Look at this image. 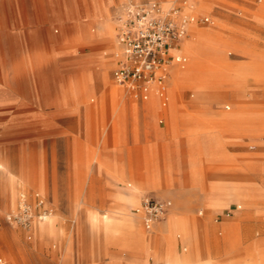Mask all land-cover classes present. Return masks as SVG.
I'll return each mask as SVG.
<instances>
[{
	"label": "rangeland",
	"instance_id": "374dc122",
	"mask_svg": "<svg viewBox=\"0 0 264 264\" xmlns=\"http://www.w3.org/2000/svg\"><path fill=\"white\" fill-rule=\"evenodd\" d=\"M15 1L17 13L21 9L20 0ZM94 1L96 28L91 29L92 34L101 28V11L97 0ZM129 2L144 1L115 0L114 5L123 7ZM195 3L197 16L210 17L209 22H198L197 25L215 26L209 28L205 40H198L207 42L210 47L201 50L196 42L195 47L191 46V52L195 54L190 55V59L186 56L189 61L193 60L191 63L198 60L206 66L172 68L190 71L187 79L183 71L170 76L164 125L170 128L175 121L179 129L187 128L188 124L182 120L181 114L193 113L189 105L200 95L206 97L209 112L230 111L235 116L234 121L241 122L238 127L249 126L252 137L245 135L243 141L225 144L223 148L229 159L204 161L202 175L206 179L212 176L253 179L249 182L252 190L239 197L209 193L207 204L223 209L216 210L209 218L206 217L208 210L201 205L189 208L188 220L172 209L166 223L171 215H177L189 230L195 229L197 242L189 234L174 231L173 240L170 239L167 247L161 250L157 239H150L156 234L154 230L144 227L142 218L133 209L137 205H129L126 198L134 195L139 204L141 195L149 193L168 198L173 206L181 202L163 192L165 189L174 190V185L165 182V152L160 143H156L154 150L150 151V122L147 137L142 142L138 137L137 114L120 115L121 105L117 97L123 98L125 94L108 77L114 66L109 67L104 81L105 85L111 84L109 92L114 98V113L109 116L94 113L86 117L80 106L83 103L94 104L99 95L82 98L78 94L71 97L69 93L74 92L78 85L73 74L80 67V60L92 48L70 43L68 38L58 41L46 39L47 35L61 36L69 25L82 19L81 3L75 4V12L69 16L55 18L44 13L26 20L18 14L13 15V11L11 13L0 2V264H108L111 261L118 264H154L159 253L167 255L162 259L164 257L163 260L170 264L172 256L183 253H190L192 262L200 260L204 264H212V256H219V261L215 258L213 264H227V261L247 264L258 254L264 259V240H258L260 236L264 239V232L255 228L251 241L244 242L242 222L232 216L233 211L226 216L224 210L232 202L245 209L249 205L255 206L262 190L253 188L261 185L259 181L264 182V170L252 171L245 167L246 162L264 160V142L261 140L264 138V119L260 133L256 129L260 126L257 118L251 120L238 115L258 111L264 113V0H197ZM111 25L112 30H109L114 33L113 21ZM10 31H34L36 37L31 38L26 33L23 38H9L7 33ZM107 44L103 41L96 47L103 52ZM29 53L31 56H28ZM91 65L89 82L93 83L100 76V66H94L93 62ZM242 84L247 97L239 99L234 93L243 91ZM53 97L57 99V108L51 103ZM75 101L80 102L77 108H74ZM130 101L135 103L132 99ZM240 102H244V106H238ZM146 103L154 106L149 116L153 117L155 125H160V101L152 95ZM228 103L230 108L225 109L224 105ZM94 107L97 111L101 110L99 103ZM94 107L90 106V109ZM193 130L211 134L214 128L200 126ZM249 145H254V148L250 149ZM202 152L204 147L197 141L190 154L194 174L195 164ZM179 154L182 161L186 159L183 145L179 147ZM154 158L160 181L156 175L151 173L150 176ZM261 168L264 169V166ZM12 185L16 192L14 197L11 196ZM182 185L185 187L188 184L184 182ZM220 185L227 189L230 183ZM231 185L240 186L244 191L249 189L241 183ZM23 198L35 215L42 212V207L36 205V199L42 198L43 208L47 209L42 219L34 216L29 226L5 217L9 212L16 211ZM263 215L251 216L249 220L251 223L261 220ZM50 217L53 219L51 222ZM127 217L137 219L136 227L148 239L145 247L125 240L130 230L125 223ZM49 222L53 225L52 230L38 233L37 224ZM211 222L220 225L216 230L218 247L216 237L211 239V232L206 228ZM162 229L157 231H165ZM177 240L182 243L179 242L176 247Z\"/></svg>",
	"mask_w": 264,
	"mask_h": 264
},
{
	"label": "crops",
	"instance_id": "0c3cea01",
	"mask_svg": "<svg viewBox=\"0 0 264 264\" xmlns=\"http://www.w3.org/2000/svg\"><path fill=\"white\" fill-rule=\"evenodd\" d=\"M80 1V2H79ZM120 1V0H117ZM133 1H146V0H133ZM161 1L164 6H167L170 2V0H158ZM193 3L197 0H191ZM0 2L3 3L4 6L8 7L11 10V13L13 11V15L18 14L21 17H24L26 20H32L33 18H37L41 14H47L51 17L55 18H62L64 16H69L75 12V4L81 3L80 5L82 8V16L80 21H76L74 24L69 25L67 28V31L64 32L61 36H51L47 35L46 39L49 41L59 40L61 38H68L70 40V43L73 44H80L82 46H90L91 51L84 54L82 59L80 60L79 64L80 67L76 69V74H73V78L77 79L78 87L81 95L79 97H85L87 95H95L98 94L99 100L95 102L94 104H85L83 103L80 107H82L84 115L87 117V114H105L106 116H109L113 111V104H114V98L111 96L109 99L104 97L103 93H107L111 90V84L105 85L104 83L97 82L95 85L93 92H88L85 90V84H89V70L92 66L91 63H94V66H100V74L106 75L110 66H114L112 70L110 71V75L108 73V77L110 78V81L114 83V85L120 87L122 89V92H124V97L121 98L117 97V100L120 102L119 104L122 105L123 111L122 115H131L133 112H135L139 119V132L138 137L140 141L145 142V138L147 137V132L149 130L148 124L150 122V151L154 150L155 144L160 143V146L163 148L165 152V162H164V170L163 174L166 177V183L170 185H174V190H164L163 192L166 194H170L173 198L177 200H181V202H178L174 206L171 205L166 213L157 221L153 223V225L150 228L144 227L147 230H151L156 233L154 237L150 236V239H157L158 246L163 250V248L167 247L169 240H173L174 234L172 233L171 229H167V215L170 214L173 211L177 215H181L184 218H187L188 216V210L189 208H192V206L201 205L205 207L208 210L207 218H209L216 210H223V209H217L207 204V196L209 193L220 195L224 194L225 196H234V191L221 188V185L219 184H233V183H241L244 185H247L249 189H246L245 191H242L239 193L242 195L245 192H249L252 190L251 185H249V182L251 179L246 180H234L231 178H221V177H210L208 179L204 178L202 175V167L204 165V161H210L214 162L217 160H228L229 155L226 153L223 146L230 142H236V141H243L245 135H251V129L249 126H240L238 127V124L234 121V119H231L234 117V115L230 112L229 115H233V117L230 118H223L224 115H226L225 112H209L207 110L208 104L206 100V97L200 95L192 102V105H189V108L191 111H194L193 113H184L181 114L182 120L186 121L188 124L187 128L179 129L175 121L172 122V126L170 128L166 127L165 124V117L167 115V102L169 100V79L170 76L173 74L174 67H180L185 68L188 63L190 62V55H191V43L192 40L190 39V30L192 24L188 27V34L187 36L182 40L180 46L177 48V50L174 52L176 55H181L186 58L184 62H173L170 66L167 77L165 79L164 88L160 89L156 85H152L151 88L148 91L146 98H134L132 95L128 94L125 89L115 83L112 77L113 69L116 66L117 63V57L120 53L117 51V44L119 43L117 41V30H118V21L116 19L117 13L121 12L123 7L125 6H117L114 5L115 0H97L98 7L101 11V15L99 16L100 22H101V28L100 30H97L92 34L91 29L96 28V22H95V15H96V8H95V1L94 0H64V1H58V0H45L44 2H41V0H20V7L19 12L15 10L16 3L15 0H0ZM44 7V8H43ZM196 13L197 8H196ZM208 16V15H206ZM209 17V16H208ZM210 19V17H209ZM114 22V33L109 30V22ZM198 24V23H196ZM57 32L58 30L55 29ZM26 33L31 38L36 37V32L30 31V32H24V31H10L7 34V37L9 38H23L25 37ZM103 41H107V48L106 51H100L96 46L98 43H101ZM188 44V45H187ZM97 48V49H96ZM121 48V47H120ZM57 52V51H56ZM55 53V52H53ZM58 53V52H57ZM31 53H29L28 56ZM56 54V53H55ZM190 54V55H189ZM189 56V59H187V56ZM38 56V55H37ZM53 58L55 56L53 55ZM107 68V69H106ZM183 71V70H182ZM87 77V78H86ZM237 86V85H236ZM240 86V85H239ZM243 91L241 94H237L236 92L234 95L238 97L239 99H244L247 97L245 85L242 84ZM103 88V89H102ZM84 91V92H83ZM99 92V93H98ZM92 93V94H91ZM68 94V93H67ZM70 95V93H69ZM152 95L155 96V100L157 98V101H160L161 106V114L162 116L159 118L158 122L160 125H155L154 119L152 116H149V112L154 111V106H150L146 102L150 99ZM190 97H193V94H189ZM68 96V95H67ZM72 97V96H71ZM101 98V99H100ZM135 101V103H131L130 100ZM183 99H187V97L183 96ZM91 100H94L92 98ZM52 104L57 108L55 104H57V99L53 97ZM155 102V101H154ZM153 102V103H154ZM75 103V104H74ZM74 108L79 106L78 101H75ZM96 103H99L101 106V110L97 111L94 107ZM90 106L94 107L91 111ZM228 107V108H227ZM225 109H229V104L224 105ZM57 110V109H55ZM169 113V112H168ZM242 117V116H241ZM162 124V125H161ZM200 126H211L214 128V130L209 133L204 132H195L193 129H198ZM193 130L194 132L190 133L189 130ZM203 129V128H201ZM134 137V133L132 134V138ZM264 142V138L261 139ZM200 142L204 147V152L201 153V157L199 161L195 164L196 172L193 173V166L190 161V154L193 146H195L196 142ZM183 145L184 151L186 153V159L182 161L180 154H179V147ZM250 149L254 148V145L248 146ZM221 152V154L219 153ZM204 158V160H203ZM156 158H154L152 167L150 168V176L151 173L153 176H157V180L160 181L158 178V172L156 169ZM256 166V167H255ZM264 166V160L258 159L246 162L245 167L247 170L252 171H263L261 167ZM264 176V174H263ZM194 178V181H193ZM187 183L185 187L182 185L183 183ZM261 185L259 187H254V190H262L260 193L261 197L258 201V203L255 206H250L249 208L245 209L243 206H240L239 204L232 202L230 203L228 208H224L226 210L225 214L226 216H229L231 211H233L232 216L235 218L240 219L241 223V229L244 232V242H250L252 238V232L255 228H257L261 233L264 232V215L262 216L261 220H256L254 222H250L251 216H259L260 213H264V182L259 181ZM155 185V184H154ZM144 184L142 183V190H143ZM183 186V187H182ZM230 194V195H229ZM144 196H149L157 199H163V200H169L168 198L159 197V196H153L149 193L142 194L139 198V203L141 198ZM232 205V206H231ZM136 207V206H135ZM133 207V209L135 208ZM199 214L202 213V211H198ZM222 214V213H221ZM141 217V216H140ZM143 221V220H142ZM207 225V222L204 221ZM36 230H38V233L42 234L44 231L48 232L52 230V224L48 223L47 228L44 227L45 224H37ZM193 225V224H192ZM220 225H217L215 223H209V226H206L208 230L211 232V239L216 237L217 246L219 244L218 236L216 235V230L218 229ZM225 227V225H223ZM164 228L165 231L161 232V241L158 229ZM247 231H249V234H247ZM131 242L136 244L138 247H145L146 242L148 241L147 236H134L132 238ZM179 239V237H178ZM258 240H264L262 236L258 238ZM151 242V241H150ZM179 240L176 242V247L179 244ZM182 243V242H181ZM170 244V243H169ZM172 244V243H171ZM163 247V248H162ZM175 247V248H176ZM215 247V248H216ZM174 248V250H175ZM174 252V251H173ZM170 255V254H169ZM161 256H167L165 254L159 253L158 260L154 264H162L163 259ZM219 261V256H212V260L210 262L213 264V262ZM259 262L264 264V259L261 258V255H257L256 259L251 261L249 260L247 264ZM227 264H231L232 261H227ZM108 264H118L117 262H109ZM200 264H204V261H201Z\"/></svg>",
	"mask_w": 264,
	"mask_h": 264
},
{
	"label": "built area",
	"instance_id": "2783aa9c",
	"mask_svg": "<svg viewBox=\"0 0 264 264\" xmlns=\"http://www.w3.org/2000/svg\"><path fill=\"white\" fill-rule=\"evenodd\" d=\"M194 8L190 0H170L167 6L158 0L127 3L116 16L121 52L116 56L112 72L115 83L138 99L146 98L152 85L163 89L172 63L186 60L174 52L187 36L189 25L210 21L206 15L197 16ZM36 205L42 207V212L35 215L23 198L16 211L5 217L29 226L34 216L42 219L46 215L42 198L36 199ZM170 206V200L144 196L134 211L140 214L145 227L150 228Z\"/></svg>",
	"mask_w": 264,
	"mask_h": 264
},
{
	"label": "bare ground",
	"instance_id": "6f19581e",
	"mask_svg": "<svg viewBox=\"0 0 264 264\" xmlns=\"http://www.w3.org/2000/svg\"><path fill=\"white\" fill-rule=\"evenodd\" d=\"M194 7H196V3L194 2V4L193 3H191ZM202 6V5H201ZM195 9V8H194ZM204 9V8H203ZM217 24V23H216ZM219 24V23H218ZM112 25H111V22H109V28H111V30H112V27H111ZM211 26H215V24L213 25H210V26H199V25H197L196 23H194V24H192V26H191V30H190V39L192 40V43H191V46H194L195 44H196V42H197V45H198V47L199 48H201V50L202 49H204V48H207V46L208 47H210V45L206 42H200V41H198V40H200V39H202V40H205L206 39V36H207V34H208V30H209V28H211ZM188 45V44H187ZM196 45V46H197ZM120 48V46H118V44H117V48ZM195 47V46H194ZM197 49V48H196ZM205 51V50H204ZM121 52V48H120V50L118 51V53H120ZM193 54H195V53H193ZM192 54V52H191V55H193ZM190 55V54H189ZM202 55V54H201ZM195 56V55H194ZM197 56V55H196ZM197 58V57H196ZM205 58V57H204ZM203 58V59H204ZM200 60H202V59H200ZM190 61H193V60H190ZM187 66H190V68L192 67V66H206V63H203V62H200L199 63V61L197 60V61H195V62H189L188 63V65ZM186 66V67H187ZM215 67H217V66H215ZM107 69V68H106ZM201 69V68H200ZM249 69V68H248ZM178 71V72H177ZM179 71H181L180 69L178 70V69H173V72L172 73H175V74H179ZM187 71V72H186ZM188 71H190V69H188V70H183V72H185L186 73V79L187 78H189V72ZM219 71V70H218ZM223 71V70H222ZM182 72V71H181ZM182 72V73H183ZM87 78V77H86ZM107 79V77H106V75H101L100 74V76H99V78H98V80L96 81V82H93V83H89V84H85V90L87 91V93L88 92H93L94 91V88H95V85L97 84V82H101V83H104V81ZM233 78H230V80H232ZM109 80V79H108ZM79 88H81L80 86L78 87H76V90L73 92V91H71L70 92V96H72V94H73V96L74 95H76V94H79V95H81V93H80V90H79ZM103 89V88H102ZM84 92V91H83ZM122 93V92H121ZM237 94H241V92L240 91H238V93ZM103 95H104V97L106 96V98L107 99H109V97L111 96V94H110V92H105V93H103ZM118 96V95H117ZM112 97V96H111ZM101 99V98H100ZM52 103V102H51ZM210 103V102H209ZM229 104V103H228ZM232 104H233V102H232ZM235 104V103H234ZM244 104V102H240V104L238 105V106H244L243 105ZM120 105V104H119ZM113 107H114V104H113ZM228 108V107H227ZM239 108H243V107H237V109H239ZM91 110H92V108H91ZM122 110H123V107H122V105H121V107H120V115H122ZM240 111V110H239ZM124 112V111H123ZM226 113V115H224V117L223 118H230V117H233V115H229V113H230V111L228 112H225ZM239 116H242L243 118H249V119H251V120H255V118H257L256 120H257V122H259V127L258 128H256V129H258L259 130V132L260 133H262L260 130L262 129V127H261V125H262V120L264 119V113H262V112H250V114H238ZM236 116H237V114H236ZM238 116V117H239ZM235 117V116H234ZM113 119V118H112ZM115 119V118H114ZM234 119V118H233ZM239 120V119H238ZM259 120V121H258ZM114 122V121H113ZM108 127V126H107ZM115 131H116V128H115ZM258 132V133H259ZM117 142V141H116ZM256 167V166H255ZM246 180V179H245ZM253 180V179H252ZM251 180V181H252ZM12 181V183H14V181L13 180H11ZM18 185V184H17ZM12 188H11V196H15L16 195V192H15V187H14V185H12L11 186ZM18 188V187H17ZM227 189H229V190H232V191H234V196L235 197H239L240 196V194L239 193H241L242 191H244V189L242 188V187H240V186H233V185H228L227 186ZM230 195V194H229ZM244 195V194H243ZM127 199H128V203H129V205H132V204H136L137 206L139 205L138 204V202H137V199H136V196H134V195H131V196H127L126 197ZM254 206V205H253ZM130 212V211H129ZM138 215V214H137ZM140 215V214H139ZM49 219V218H48ZM53 219L50 217V219H49V221L51 222ZM49 222V223H50ZM53 223V222H52ZM108 223H111L110 221L108 222ZM126 225L130 228V230H128L129 231V234H128V238H125V240H133L132 238L134 237V236H142L143 237V235H145V234H143V231L141 230V229H138L136 226H137V219L135 218V217H127V219H126ZM191 224V223H190ZM167 229H171L172 230V233L174 232V231H180V232H183V233H185V234H189L196 242H197V236L198 235H196V233H195V229L194 228H192L193 230H189L188 229V227L186 226V224L182 221V219L180 218V217H178L177 215H171V217L168 219V221H167ZM47 226H48V223H45V225H44V227L45 228H47ZM107 227L109 226V225H106ZM53 227V226H52ZM191 226H189V228H190ZM164 229V228H163ZM162 229V230H163ZM160 231V230H159ZM45 232V231H44ZM159 233V236L158 237H160L161 235V232H158ZM192 241V240H191ZM194 241V242H195ZM184 243V242H183ZM186 252V251H185ZM176 253V252H175ZM161 258H162V256H161ZM163 259H164V257H163ZM197 259V258H196ZM169 261L171 262V264H196L195 262L197 261V264L198 263H200L201 261L200 260H196V261H191V259H190V253H183V254H176V255H174V256H172V258H170L169 259ZM162 264H170L169 262H167V261H164Z\"/></svg>",
	"mask_w": 264,
	"mask_h": 264
}]
</instances>
